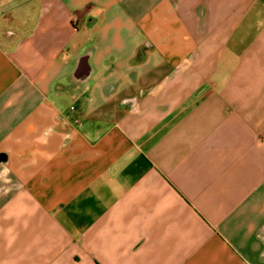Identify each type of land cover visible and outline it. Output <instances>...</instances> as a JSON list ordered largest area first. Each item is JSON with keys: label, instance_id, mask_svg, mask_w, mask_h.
<instances>
[{"label": "crops", "instance_id": "obj_1", "mask_svg": "<svg viewBox=\"0 0 264 264\" xmlns=\"http://www.w3.org/2000/svg\"><path fill=\"white\" fill-rule=\"evenodd\" d=\"M0 264H264V0H0Z\"/></svg>", "mask_w": 264, "mask_h": 264}]
</instances>
